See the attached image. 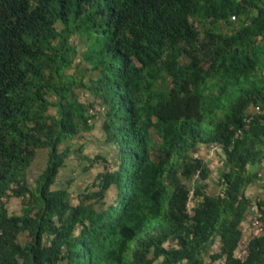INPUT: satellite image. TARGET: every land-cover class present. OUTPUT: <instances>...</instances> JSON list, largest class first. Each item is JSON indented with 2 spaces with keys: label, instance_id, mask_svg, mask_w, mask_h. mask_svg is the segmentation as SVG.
Segmentation results:
<instances>
[{
  "label": "trees",
  "instance_id": "1",
  "mask_svg": "<svg viewBox=\"0 0 264 264\" xmlns=\"http://www.w3.org/2000/svg\"><path fill=\"white\" fill-rule=\"evenodd\" d=\"M96 121L111 167L74 144ZM200 145L222 156L214 194ZM74 154L104 167L75 202L51 188ZM263 166L264 0H0V264H264V233L234 253L246 218L264 231L244 193Z\"/></svg>",
  "mask_w": 264,
  "mask_h": 264
},
{
  "label": "rangeland",
  "instance_id": "2",
  "mask_svg": "<svg viewBox=\"0 0 264 264\" xmlns=\"http://www.w3.org/2000/svg\"><path fill=\"white\" fill-rule=\"evenodd\" d=\"M70 42L73 44V46L76 48V56L74 57L73 65L70 69L65 70V74H71V76L78 77L80 73V66L78 62L77 57L80 56V52L83 49V42L80 41L77 37L71 36ZM86 80V77L84 78ZM75 94L81 101H86L89 99V95L86 91L82 90L80 87H77L74 89ZM52 99V97L50 98ZM98 108L96 105L94 106ZM98 118V117H97ZM99 125L100 122H95V127L88 133V134H82L84 135V138H78L74 144L83 143V153L89 157H92L93 155L100 153L104 155L109 160L108 167L112 166L114 164V155L113 151L104 146L102 144V136L99 131ZM74 148V147H73ZM196 155L199 156L207 165L209 174L207 178L203 181H200L202 191L209 194L217 193L220 190V186L218 183V173L221 170L222 167V156L220 151L218 149L200 145ZM75 154L65 159V165L63 168L60 169L59 173L57 174V177L55 179L54 184L51 186V188L61 187V186H67L69 191L71 192V196L73 199V202L76 200L74 199V194L76 191L89 186L90 182L92 181L93 177L96 175L97 172L101 171L104 167L102 166L101 162L95 163L92 167H90L87 171L82 170V165H86V162H80V160H77L74 158ZM46 160V151L44 149H39L36 151L35 158L30 165V167L27 170V182L28 184H32L33 180L37 176V174L42 170L44 167ZM196 177H192V181H195ZM187 184H189L187 181H185ZM191 184V182H190ZM251 195L250 197L252 199L255 197V192L253 188L249 189ZM260 193V192H258ZM114 196V189H109L107 192V196L105 197V202L110 201ZM192 200V199H191ZM191 200L189 201V206L192 204ZM4 204L7 210L11 213H18L19 212V204L18 199L16 198H9L4 199ZM132 248V244H131ZM216 250L215 247H212L211 249Z\"/></svg>",
  "mask_w": 264,
  "mask_h": 264
},
{
  "label": "built area",
  "instance_id": "3",
  "mask_svg": "<svg viewBox=\"0 0 264 264\" xmlns=\"http://www.w3.org/2000/svg\"><path fill=\"white\" fill-rule=\"evenodd\" d=\"M98 108L94 107V111H97ZM193 177H196L195 175ZM191 198V192L188 194V201H187V208L186 213L191 214L190 206H189V200ZM264 233L262 229V224L259 220L255 218H246L242 225L240 226V235L236 242L235 246V258H237L239 261H242L245 259L247 255V243L250 238L253 236L262 235ZM214 264H222V260H218Z\"/></svg>",
  "mask_w": 264,
  "mask_h": 264
},
{
  "label": "crops",
  "instance_id": "4",
  "mask_svg": "<svg viewBox=\"0 0 264 264\" xmlns=\"http://www.w3.org/2000/svg\"><path fill=\"white\" fill-rule=\"evenodd\" d=\"M253 188L254 192H255V197L258 199H262L264 202V166L261 168V171L259 172V179L253 183L252 185H250L249 187H247L245 189V195L250 197L251 193L249 191V189ZM260 192V193H258Z\"/></svg>",
  "mask_w": 264,
  "mask_h": 264
}]
</instances>
